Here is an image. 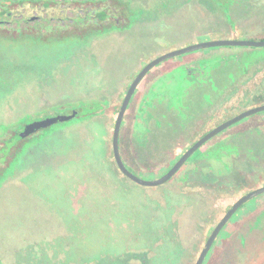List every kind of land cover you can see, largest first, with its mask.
Returning <instances> with one entry per match:
<instances>
[{
  "label": "flooded vegetation",
  "instance_id": "af4514ba",
  "mask_svg": "<svg viewBox=\"0 0 264 264\" xmlns=\"http://www.w3.org/2000/svg\"><path fill=\"white\" fill-rule=\"evenodd\" d=\"M60 7L59 17L44 13L45 18H42L34 11L29 20L24 10L13 17L17 21L12 24L10 3L0 5V47L5 35L12 37L13 32H17L22 41L43 43L73 36L99 40L100 37L111 38L118 31L125 33L123 39H135L140 54L133 59L135 68L121 85L116 86L112 77L97 83L95 92L108 85L124 91L121 101L114 100V105L100 103L94 92L91 95L82 92L77 105L51 108L49 115L38 118L62 115L70 117L67 121L26 139L19 136L20 128L18 131L5 127L6 132L0 134V181L17 155L59 128L94 118L103 114L105 108L114 106L116 124L129 90L145 72L123 117L119 147L126 167L141 178L156 180L194 150L175 175L159 186L176 180L190 186L196 195L193 197L196 211L188 216L193 217L190 223L193 239L203 238L198 242L199 254L191 264L197 263L213 233L232 211L219 229L203 264H264V193L250 197L264 189V111L251 114L210 136L245 112L264 106V47L227 45L171 56L154 63L172 52L199 43L264 41L263 38L228 36L229 24L233 30L236 28L234 15L238 18L254 6L245 4L244 0H128L124 3L87 0L72 5L62 3ZM194 13H199L203 21L197 22ZM180 15L184 20H180ZM49 17L51 29L45 27L43 30L39 26ZM28 23L30 26H25ZM172 24L194 31L191 39L178 44L172 37L174 31L171 33L167 28ZM190 24L195 29L189 27ZM2 60L3 54H0V94L11 84ZM125 135L139 160L129 153L125 155ZM14 137L17 140L12 143ZM136 161L142 163L148 173L160 175L142 177ZM116 168L119 171L117 165ZM119 174L122 175L120 171ZM248 196L249 199L234 209Z\"/></svg>",
  "mask_w": 264,
  "mask_h": 264
},
{
  "label": "rangeland",
  "instance_id": "374dc122",
  "mask_svg": "<svg viewBox=\"0 0 264 264\" xmlns=\"http://www.w3.org/2000/svg\"><path fill=\"white\" fill-rule=\"evenodd\" d=\"M20 1L0 0L10 3L12 24L24 10L26 20L34 11L42 18L44 13L59 17L62 3L87 0H46L53 2L49 6L29 2L37 0L21 6ZM244 2L254 9L234 15L236 28L229 24L228 36L264 39V0ZM194 14L197 22L203 21ZM51 26L49 17L39 27ZM167 28L178 44L194 32L176 24ZM120 33L43 43L22 41L17 32L5 35L0 54L11 84L0 94V134L5 127L22 132V124L49 115L51 108L77 105L82 92H94L102 104L121 101L124 91L118 87L103 85L95 92L97 83L110 77L121 85L135 68L132 61L140 50L135 39H123L125 33ZM116 114L115 106L105 108L101 115L59 128L15 157L0 181V264H191L197 257L203 237L193 239V217L188 216L196 211V195L180 181L148 188L119 174L112 150ZM123 145L125 155L139 160L127 135ZM135 164L142 177L160 175ZM124 251L130 254L123 256Z\"/></svg>",
  "mask_w": 264,
  "mask_h": 264
},
{
  "label": "water",
  "instance_id": "95a60500",
  "mask_svg": "<svg viewBox=\"0 0 264 264\" xmlns=\"http://www.w3.org/2000/svg\"><path fill=\"white\" fill-rule=\"evenodd\" d=\"M227 45H235V46H247V47H264V41H247V40H222V41H210V42H204V43H199V44H195V45H191L188 46L186 48H182L180 50H177L175 52H172L166 56H164L163 58H161L160 60H158L157 62L154 63H158L164 59H167L171 56H176V55H180V54H184V53H189V52H193V51H198V50H202V49H207V48H215V47H221V46H227ZM153 65H150L149 67H151ZM148 67V68H149ZM146 71V70H145ZM145 73V72H144ZM144 73H142L136 80V82L134 83V85L131 87V89L129 90L125 101L123 103L122 109L119 113L118 119L116 121L115 124V129H114V133H113V142H112V146H113V153H114V159H115V163L120 171V173L126 177L127 179H129L131 182L142 186V187H148V188H156L159 187L161 185H163L164 183H166L170 178H172L175 173L178 171L179 167L183 164V162L189 157V155L191 154V152H193L194 150H191L189 153H187L182 159L181 161L170 171L168 172L165 176H163L160 179H156V180H147L144 178H141L140 176L134 174L133 172H131L125 165L123 158L121 156L120 153V147H119V138H120V133H121V128H122V123H123V117L125 115V112L127 110L129 101L135 91V87L138 84L139 80L143 77ZM264 111V106L260 107V108H256L253 110H250L248 112H245L244 114L240 115L239 117L235 118L234 120L224 124L222 127L218 128L217 130H215L210 136L218 133L219 131H221L222 129L226 128L227 126L251 115L257 112H261ZM70 117H66V116H55V117H50L47 119H43V120H37L31 123H28L27 125L24 126V129L22 132H19V135L23 138L26 139L40 131L46 130L48 128H51L55 125H58L64 121L69 120ZM201 144V143H200ZM261 193H264V189L258 190L257 192H255L254 194H252L250 197L255 196V195H259ZM247 199H249V196L244 198L239 204H237L235 206L234 209H236L240 204H242L243 202H245ZM234 211L230 212V214L223 220V222L218 226V228L216 229V231L213 233V235L211 236V238L209 239L207 245L205 246V248L203 249V251L201 252L197 263L196 264H203L208 253L210 250V247L215 239V237L217 236V233L219 232V229H221V227L224 225V223L227 221V219L232 215Z\"/></svg>",
  "mask_w": 264,
  "mask_h": 264
},
{
  "label": "trees",
  "instance_id": "16d2710c",
  "mask_svg": "<svg viewBox=\"0 0 264 264\" xmlns=\"http://www.w3.org/2000/svg\"><path fill=\"white\" fill-rule=\"evenodd\" d=\"M24 2H26L25 0H21L20 2H19V4H21V3H24ZM30 3H34V4H37V5H42V4H44V5H51L52 3L51 2H49V1H46V0H37V1H29ZM0 5H2V4H0ZM112 174H113V176H115L116 177V175L114 174V172H112ZM119 175V174H118ZM108 178V177H107ZM110 178V177H109ZM142 251V250H141ZM140 251V252H141ZM133 252H139V251H133ZM127 254H130V252H126V251H124L123 252V256L124 255H127Z\"/></svg>",
  "mask_w": 264,
  "mask_h": 264
}]
</instances>
